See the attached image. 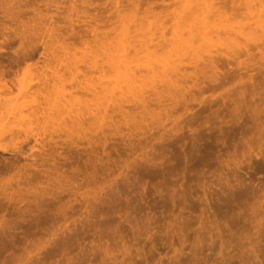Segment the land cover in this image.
I'll return each instance as SVG.
<instances>
[{
    "label": "rangeland",
    "instance_id": "obj_1",
    "mask_svg": "<svg viewBox=\"0 0 264 264\" xmlns=\"http://www.w3.org/2000/svg\"><path fill=\"white\" fill-rule=\"evenodd\" d=\"M0 144V264H264V0H0Z\"/></svg>",
    "mask_w": 264,
    "mask_h": 264
},
{
    "label": "bare ground",
    "instance_id": "obj_2",
    "mask_svg": "<svg viewBox=\"0 0 264 264\" xmlns=\"http://www.w3.org/2000/svg\"><path fill=\"white\" fill-rule=\"evenodd\" d=\"M137 2V1H136ZM262 3V2H261ZM137 5H138V3H137ZM120 8V7H119ZM137 9V8H136ZM68 18H69V16H68ZM71 21H72V18L70 19ZM95 28V27H94ZM93 29V28H92ZM94 31V33H96L97 31H96V29H93ZM101 33V32H100ZM100 33L98 32L97 34L98 35H100ZM104 33V32H103ZM97 34H94V35H97ZM98 38H99V36H98ZM98 38H96V40L98 39ZM100 39V38H99ZM183 40H181V42H182ZM184 42V41H183ZM185 43H187L186 41H185ZM8 88H10V87H8ZM5 145V146H4ZM0 144V152H3V153H5V152H7V150H8V146L6 145V144ZM6 160V159H5Z\"/></svg>",
    "mask_w": 264,
    "mask_h": 264
}]
</instances>
